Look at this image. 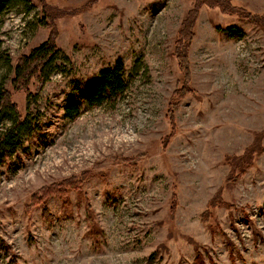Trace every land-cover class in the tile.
<instances>
[{"label": "rangeland", "instance_id": "374dc122", "mask_svg": "<svg viewBox=\"0 0 264 264\" xmlns=\"http://www.w3.org/2000/svg\"><path fill=\"white\" fill-rule=\"evenodd\" d=\"M31 2L34 10L15 7L0 28L9 57L0 60V90L26 119L21 146L0 160V235L12 248L0 250V264H264V21L200 9L189 51L196 93L175 107L168 138L181 79L173 47L195 0ZM231 2L264 16V0ZM48 14L60 47L53 71L29 93L14 90L13 67L49 36L40 23ZM118 58L124 95L101 107L84 102L67 119L74 80ZM12 120L3 114L0 135ZM87 169L95 175L80 192L29 209L40 188Z\"/></svg>", "mask_w": 264, "mask_h": 264}, {"label": "trees", "instance_id": "16d2710c", "mask_svg": "<svg viewBox=\"0 0 264 264\" xmlns=\"http://www.w3.org/2000/svg\"><path fill=\"white\" fill-rule=\"evenodd\" d=\"M232 2L231 0H195L193 8L187 12L181 22L173 47V56L176 58L181 71V79L168 105L167 117L172 125V131L169 133L168 138L173 137L175 134V107L182 98L188 94L196 93L189 85L191 78L189 51L195 38V28L200 9L205 5L210 7L219 6L223 11L236 13L251 18L254 21H264V16L251 13ZM23 4L28 5L26 7L27 13H30L36 7L31 0H0V28L5 17L15 7ZM51 16L49 14L44 16L40 22L45 27H51L49 36L31 48L28 53L22 54L17 59L13 67L10 82L14 90H24L29 93L30 85L33 82L44 83L49 79L60 52V47L57 43V30L50 19ZM217 29L226 33L229 37L243 35L242 30L235 25L226 27L218 25ZM2 42L3 40L0 36V60L8 63L9 57L2 49ZM72 86L73 92L69 94L66 100L64 115L67 119L74 121L82 113V103L85 102L89 108L101 107L107 103L116 102L124 95L129 87L127 68L123 59L118 58L113 67L99 71L95 77L84 82L74 80ZM11 94L9 89L0 90V123L4 113H13L12 126L0 135V160L8 158L12 152L19 149L21 146L20 134L26 125V119L20 114L16 103L12 100ZM114 160L134 167L138 164V158L136 157L116 156ZM92 172L87 169L79 174H72L64 177L59 182L51 183L48 186L40 188L31 196V201L28 204L29 209L32 210L34 207L43 205L51 197H66L71 190L80 192L82 185L91 179L92 174L94 177L95 174ZM213 203L211 201L210 205H213ZM221 204L224 205L222 202ZM0 250L7 256H9L12 250L10 244L1 235Z\"/></svg>", "mask_w": 264, "mask_h": 264}]
</instances>
